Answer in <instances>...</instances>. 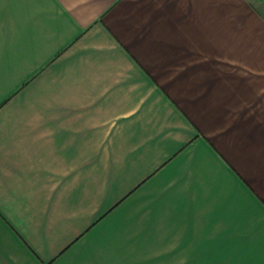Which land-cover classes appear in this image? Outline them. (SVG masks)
Instances as JSON below:
<instances>
[{"label": "crops", "instance_id": "1", "mask_svg": "<svg viewBox=\"0 0 264 264\" xmlns=\"http://www.w3.org/2000/svg\"><path fill=\"white\" fill-rule=\"evenodd\" d=\"M0 264H264V0H0Z\"/></svg>", "mask_w": 264, "mask_h": 264}]
</instances>
